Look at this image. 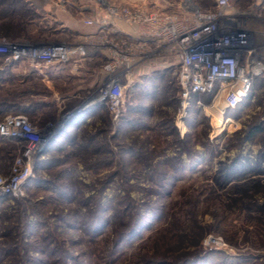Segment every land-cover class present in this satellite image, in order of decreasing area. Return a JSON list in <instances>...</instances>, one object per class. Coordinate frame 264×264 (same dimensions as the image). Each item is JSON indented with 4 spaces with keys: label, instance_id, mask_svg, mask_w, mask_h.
Segmentation results:
<instances>
[{
    "label": "rangeland",
    "instance_id": "obj_1",
    "mask_svg": "<svg viewBox=\"0 0 264 264\" xmlns=\"http://www.w3.org/2000/svg\"><path fill=\"white\" fill-rule=\"evenodd\" d=\"M212 1L0 0V38L25 44L79 43L73 29H90L85 20L109 3H145L151 11L182 12L184 5L204 10ZM236 1L231 0L242 9L251 4V0ZM250 24L256 37L262 38L257 49L264 56V14ZM172 59L176 69L178 59ZM14 69L0 72V102L10 103L5 105L8 109H0V121L28 105V118L39 128L58 122L60 108L95 100L104 82V74L95 85L96 76L82 81L73 77V85L81 83L90 89L80 101L60 105L52 89L37 77L25 75V66ZM70 86L62 87L68 91ZM157 88L155 95L129 97L134 90L127 86L128 99L118 121H113L109 109L90 116L99 103L93 102L89 113L86 108L69 120L42 148L24 194L0 198V264H65L66 259L68 264H143L163 257L176 261L209 249L213 252L198 264H264V80L256 82L237 116L213 113L217 123L222 121L219 126L215 117L211 125L194 102L186 116L180 115L174 72ZM135 103L141 104V111L128 112V120L123 121L124 108ZM84 119L85 123L74 125ZM257 124L263 130L245 140ZM114 134L117 137L110 139ZM183 139L188 140L190 154ZM131 148L139 149V154L130 156ZM20 154V145L0 141V174L9 175ZM177 155L195 167L178 173L167 190L158 185L155 175L158 171L176 175L172 168L176 160L170 169L161 164ZM97 160L110 164L93 168ZM108 197L117 202L108 210L113 224L93 238L75 220L87 219L98 201ZM154 203L162 215L138 238L125 242L121 254L112 255L116 232L126 227L139 205L147 208ZM209 235L222 237L226 246L206 245Z\"/></svg>",
    "mask_w": 264,
    "mask_h": 264
},
{
    "label": "built area",
    "instance_id": "obj_2",
    "mask_svg": "<svg viewBox=\"0 0 264 264\" xmlns=\"http://www.w3.org/2000/svg\"><path fill=\"white\" fill-rule=\"evenodd\" d=\"M182 9L151 11L139 4L109 3L85 20L104 31L96 42L107 58L102 66L104 82L99 94L83 105L60 108L58 122L49 121L41 128L25 114L8 115L0 121L1 136L24 142L10 174H0V198L24 194L25 184L34 175L37 152L93 102L105 103L113 121H118L125 103L123 79L132 76V68L138 63L166 54L177 57L174 76L181 116H186L194 102L211 122L215 111L225 115L250 95L255 80L264 78V56L257 49L256 31L250 24L251 19H260L264 14V0H251L245 9L231 0H216L215 7L208 10L185 5ZM118 21L135 25L137 33L127 35L118 28ZM86 44L65 40L25 44L0 38V55L3 66L28 60L36 68H43L69 63L85 53ZM213 120L217 123L216 117ZM205 244L226 246L222 237L216 235H209Z\"/></svg>",
    "mask_w": 264,
    "mask_h": 264
},
{
    "label": "trees",
    "instance_id": "obj_3",
    "mask_svg": "<svg viewBox=\"0 0 264 264\" xmlns=\"http://www.w3.org/2000/svg\"><path fill=\"white\" fill-rule=\"evenodd\" d=\"M197 1H199L200 3L202 2V0H197ZM238 2H245V1L244 0H238ZM215 5H216V0H213L211 6L209 8H204V10L213 9L215 7ZM96 53H97V55H99L98 56L100 58L99 62L101 64H104L107 61V58L103 55L100 57V52L97 50H96ZM21 61H26V60H20V61L14 62L13 64H11L9 66H4V68H3L4 70L0 67L2 69V71H0V72L10 70L14 65H16L17 63H19ZM0 64L3 65L2 55H0ZM164 78H166V72L165 71H155V72H153L152 75H150L148 77H142V81L135 84V89L133 91L134 93L129 95V97L135 96L137 93L139 94V96L147 95L149 93H151V94L154 93V95H155L157 90H158V88H157L158 82L161 81L162 79L164 80ZM261 80H264V78H257L255 80L254 86H255L256 82L261 81ZM251 95H252V92L239 106H237L234 109H230L227 113L228 116L230 114L237 116V114L241 110L242 106L250 100ZM125 98L128 99L127 94H125ZM9 104L5 103V102H3V103L0 102V109H3V108L8 109L9 106H5V105H9ZM140 105L141 104L135 103L134 106L133 105L126 106L124 108L125 114H123L121 119L126 122V120H128L126 118L128 115V112H130V111L136 112L137 110H138L137 112L141 111V109H139ZM101 108L104 109L102 111H105V109L108 110V107L105 103H97V106L95 108L94 107L92 108L89 115L94 116L96 113H99L101 111ZM24 109H26V110H24L21 113H13V114H9V115L25 114L28 116L27 113L30 112V110H29L30 107L24 108ZM146 113H148V112H146ZM6 116H8V115H6ZM86 119L75 122V124L74 123L73 124L75 126L81 125L82 123L86 122ZM262 130H263V126L258 125V124L255 125V127L252 128L250 130V132L245 136V140L253 139L254 136L257 135L258 132H261ZM117 135L114 134L112 137H110V139L116 138ZM188 137H189V135H187V138ZM93 139H94L93 136H92V138H89L88 144H91ZM0 141L4 142V143L13 142L15 145L16 144L18 146L20 145L21 151L24 147V142L18 138L0 135ZM182 142H184V147H185L186 151L190 154L191 151H189V149H187L188 148L187 147L188 140L183 139ZM100 147H102V146H99V148H97L95 151L99 152L101 150ZM121 147L127 149L125 146L124 147L121 146ZM185 149H184V151H185ZM138 150L139 149L135 150V148H131V149L127 150V152H128V154H130V156L131 155L136 156L139 154V153H137ZM143 150L145 151L144 148L142 149V151ZM108 152L114 153V151L111 148H108ZM40 153H42V149L37 152L35 160H37ZM140 159H142V158H140ZM172 160L177 161L175 164H172V165H174V167H172V168H173V170H175L176 175H169V173H166V172L161 173L160 171H158L159 173L156 172L157 174L155 175V180H157L156 182L158 183V185L160 184V185L164 186L165 188H167L171 184L175 183V180H177L176 176L178 173L180 174L181 171L182 172L186 171L187 168H189V166H192V168L195 167L194 163L186 164L181 159L180 155H177L176 157H172V158L168 159L167 162H164L161 165L167 164L169 169H170V167L172 166L170 164ZM35 163H36V161H35ZM113 163H115V161H113ZM108 164H110L109 160H97L95 162L93 168L99 169L101 167H106ZM35 170H36V167H35ZM157 175H160V177H159L160 181H158V179H156ZM153 179H154V177H153ZM153 179L151 178V180H153ZM163 181H166L167 184H164ZM167 190H169V189L167 188ZM62 192L65 195L67 194V192L64 189ZM71 197H70V199H71ZM114 203L116 204L117 202H115L114 199L111 197L106 198V200H99L96 209L94 211H92V213L90 214L89 217H87V219L78 218L75 221H79L80 227L83 228V230L85 232L89 233L93 238H96L100 235H103L109 229V227L112 226V224H113L112 223L113 221H111V216L108 215V210L112 205H114ZM162 212L163 211H161V208L160 209L158 208V205L156 203L150 204L147 208H146V206L142 207V205H139L136 209V212L133 214L132 219L126 224V227L121 229V230H118L116 232V235L114 238L115 240H114V244H113V249H112V255L121 254V251L124 248V243L127 241L134 240V239L138 238L145 229L151 228L153 226V223L162 215ZM71 224H72V226L76 225L75 223H71ZM76 226H78V224ZM211 252H213V251H211V249L202 250L201 252L199 251L193 255L189 254V255L185 256L184 258L178 259L176 261H172V260L168 259V257H163V258H159V259H146L143 264H198L201 260L205 259V257L209 256V254ZM67 262H68V259H66L65 264H68Z\"/></svg>",
    "mask_w": 264,
    "mask_h": 264
},
{
    "label": "crops",
    "instance_id": "obj_4",
    "mask_svg": "<svg viewBox=\"0 0 264 264\" xmlns=\"http://www.w3.org/2000/svg\"><path fill=\"white\" fill-rule=\"evenodd\" d=\"M141 4L144 5L145 3ZM95 10L97 9L95 8ZM95 10L93 9L92 11L94 12ZM84 24L90 29H73L77 40L87 43L84 54L77 55L67 64L50 65L43 68H36L28 60L21 61L11 68L12 71L15 72V67L21 68L22 66H25L26 70H23V72L26 73L25 75L37 77L48 89H52V91H54V97H56L57 100H60V105L62 103L65 104L66 101H80L84 98V92L87 90L89 91L90 88L83 86L81 83L73 85L74 82L71 79L74 77L76 80L78 78L82 81L88 76H96V80H94L95 85L99 81V78H101L103 75V64L99 62L100 58L98 57L99 55H97L96 50L100 52V57L102 55L105 56L100 47L96 45L97 37L103 34L104 31L101 30L98 25H88L85 22ZM117 25L118 28H120L127 35H135L137 33V27L133 24L118 21ZM261 40V37H256L257 44H261ZM88 41H92V43L89 44ZM173 57L176 58L175 55L166 54L162 57L136 64L132 68V76L129 78L125 77L123 79L125 86H130L131 89L134 90L135 84L141 82L142 77H148L155 71H165L166 76L167 74H173L176 66L175 61L172 59ZM65 84H71L68 91H65V89L62 87ZM93 105L94 103L87 107L88 113L90 112L89 108H91ZM27 108H29L28 105Z\"/></svg>",
    "mask_w": 264,
    "mask_h": 264
}]
</instances>
